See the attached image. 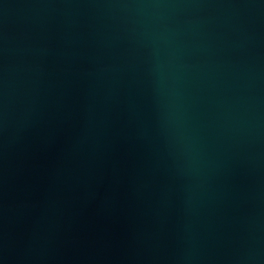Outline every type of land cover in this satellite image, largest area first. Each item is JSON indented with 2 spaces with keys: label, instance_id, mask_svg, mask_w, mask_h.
<instances>
[{
  "label": "water",
  "instance_id": "1",
  "mask_svg": "<svg viewBox=\"0 0 264 264\" xmlns=\"http://www.w3.org/2000/svg\"><path fill=\"white\" fill-rule=\"evenodd\" d=\"M0 264H264V0H0Z\"/></svg>",
  "mask_w": 264,
  "mask_h": 264
}]
</instances>
